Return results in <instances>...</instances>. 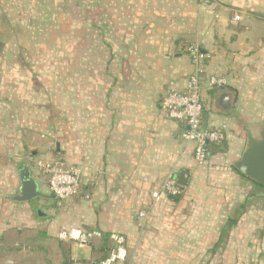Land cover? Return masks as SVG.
<instances>
[{
	"label": "crops",
	"instance_id": "0c3cea01",
	"mask_svg": "<svg viewBox=\"0 0 264 264\" xmlns=\"http://www.w3.org/2000/svg\"><path fill=\"white\" fill-rule=\"evenodd\" d=\"M99 6L105 15L98 71L93 65L84 73L82 124L66 159L58 147L54 155L37 141L40 129L25 131L23 98L7 94L0 101V217L2 231L17 234L13 257L24 264H98L108 253V234L116 232L126 239L127 264H264V190L233 170L245 125L264 121V0H101ZM231 13L241 20L234 23ZM193 43L205 56V75L227 80L213 89L203 79L202 125L225 129L224 141L208 145L203 164L181 139L185 125L160 105L191 76ZM58 158L82 171L80 194L63 202L35 167ZM23 168L40 196L17 202ZM181 171L188 181L179 201L161 196L153 203L162 179ZM240 206L236 225L226 228ZM69 228L103 235L87 246L59 241L57 233ZM11 249L0 248V264H14L4 260Z\"/></svg>",
	"mask_w": 264,
	"mask_h": 264
},
{
	"label": "rangeland",
	"instance_id": "374dc122",
	"mask_svg": "<svg viewBox=\"0 0 264 264\" xmlns=\"http://www.w3.org/2000/svg\"><path fill=\"white\" fill-rule=\"evenodd\" d=\"M99 1L0 0V101L7 94L23 98L25 131L40 129L37 141L47 143L54 155L58 147L64 159L74 130L82 124L84 73L93 65L98 71L100 20L105 15ZM246 126L256 130L264 121ZM26 139L31 143L34 137ZM1 225L0 217V248L12 246L3 259L24 264L13 257L17 234L2 231Z\"/></svg>",
	"mask_w": 264,
	"mask_h": 264
},
{
	"label": "built area",
	"instance_id": "2783aa9c",
	"mask_svg": "<svg viewBox=\"0 0 264 264\" xmlns=\"http://www.w3.org/2000/svg\"><path fill=\"white\" fill-rule=\"evenodd\" d=\"M232 21H240V16L235 14ZM187 53L193 66V72L188 78L183 90H173L165 94L161 99V108L168 118L181 122L186 129L181 134V139L192 145L193 158L198 164H203L208 157L207 147L210 144H220L225 140V129L223 127L206 128L202 125V116L205 110L201 91L203 79L210 88H222L227 85L223 76L205 75V56L200 47L193 43L187 47ZM35 167L45 178L50 193L59 202L70 200L81 192V168L68 164L65 160L58 158L53 160H38ZM181 194L176 178L166 176L151 193L153 203H158L161 196L175 197ZM139 218H145L146 214L139 213ZM102 233L97 230H84L69 228L57 233L56 238L61 241L75 243L79 246H87L93 240L100 239ZM108 253L98 264H127V242L124 236L112 232L108 234Z\"/></svg>",
	"mask_w": 264,
	"mask_h": 264
},
{
	"label": "water",
	"instance_id": "95a60500",
	"mask_svg": "<svg viewBox=\"0 0 264 264\" xmlns=\"http://www.w3.org/2000/svg\"><path fill=\"white\" fill-rule=\"evenodd\" d=\"M233 167L245 178L264 187V127L256 130L245 127V145ZM18 181L17 193L12 197L14 201L27 202L40 196L37 183L27 168L18 172ZM187 181L188 172L181 171L176 179L178 186L186 187Z\"/></svg>",
	"mask_w": 264,
	"mask_h": 264
},
{
	"label": "trees",
	"instance_id": "16d2710c",
	"mask_svg": "<svg viewBox=\"0 0 264 264\" xmlns=\"http://www.w3.org/2000/svg\"><path fill=\"white\" fill-rule=\"evenodd\" d=\"M208 148V147H207ZM233 170L235 171V172H237L236 170H235V168H233ZM241 177H243L244 179H246L247 181H249V182H251V184L254 186V187H259V188H261L262 190H264V187H262V186H259L258 184H256L255 182H253V181H251V180H249V179H247V178H245L244 176H242L239 172H237ZM166 197H169V199L171 200V201H173V202H175V203H177L178 201H179V199H180V196L178 195V196H175V197H171V196H166ZM245 209V207L244 206H240V209L239 210H237V212H236V217H235V219H229L228 221H227V223H226V228H230V227H233L234 225H236V223H237V220H238V218L240 217V215L242 214V211Z\"/></svg>",
	"mask_w": 264,
	"mask_h": 264
}]
</instances>
